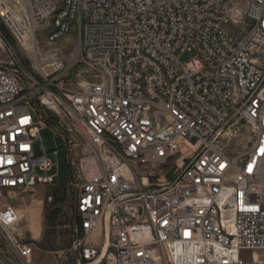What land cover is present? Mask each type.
<instances>
[{
  "label": "built area",
  "instance_id": "1",
  "mask_svg": "<svg viewBox=\"0 0 264 264\" xmlns=\"http://www.w3.org/2000/svg\"><path fill=\"white\" fill-rule=\"evenodd\" d=\"M47 127L59 264H264V0H0V264L32 258L9 201L53 182Z\"/></svg>",
  "mask_w": 264,
  "mask_h": 264
},
{
  "label": "rangeland",
  "instance_id": "2",
  "mask_svg": "<svg viewBox=\"0 0 264 264\" xmlns=\"http://www.w3.org/2000/svg\"><path fill=\"white\" fill-rule=\"evenodd\" d=\"M230 31L231 27L225 28ZM76 45L74 34L65 37L58 43L46 47L48 51L73 54ZM113 63V58L110 59ZM82 67L77 66L71 72L72 81L78 85L83 79L75 77ZM44 148L49 152L52 163L51 170L45 175L53 177V182L34 190L14 195L10 199L19 211L22 221L20 224L23 238L34 244V253L30 264H59L58 257L67 251L71 243L70 207L73 193L67 191L69 185V167L64 141L47 127L39 133ZM58 153L53 154L54 151ZM44 174V173H43ZM247 258L248 255H244ZM4 264H9L4 262ZM68 264H76L74 261Z\"/></svg>",
  "mask_w": 264,
  "mask_h": 264
},
{
  "label": "crops",
  "instance_id": "3",
  "mask_svg": "<svg viewBox=\"0 0 264 264\" xmlns=\"http://www.w3.org/2000/svg\"><path fill=\"white\" fill-rule=\"evenodd\" d=\"M33 253H34V252H33ZM32 257H33V255H32ZM31 261H32V258L30 259L29 264L31 263Z\"/></svg>",
  "mask_w": 264,
  "mask_h": 264
}]
</instances>
